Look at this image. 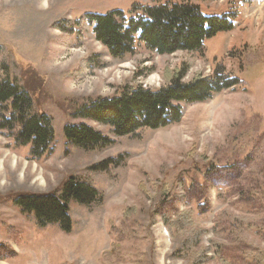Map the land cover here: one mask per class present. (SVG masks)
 Segmentation results:
<instances>
[{
  "label": "rangeland",
  "instance_id": "1",
  "mask_svg": "<svg viewBox=\"0 0 264 264\" xmlns=\"http://www.w3.org/2000/svg\"><path fill=\"white\" fill-rule=\"evenodd\" d=\"M165 1L0 0V76L30 94L55 133L53 153L39 159L0 133V264H264V0H197L202 14L232 12L233 23L201 52L158 55L138 45L113 58L85 20ZM176 70L183 81L219 70L239 83L156 129L116 136L86 121L113 140L103 149L66 145L76 107L125 85L158 89ZM109 159L119 164H102ZM71 176L103 200L66 199L69 230L39 226L13 202L59 194Z\"/></svg>",
  "mask_w": 264,
  "mask_h": 264
},
{
  "label": "trees",
  "instance_id": "2",
  "mask_svg": "<svg viewBox=\"0 0 264 264\" xmlns=\"http://www.w3.org/2000/svg\"><path fill=\"white\" fill-rule=\"evenodd\" d=\"M141 9L130 16L119 9L104 14L88 13L85 20L91 26L95 40L111 57L118 59L132 54L138 45L158 55L177 51L201 52L206 39L233 28L229 18L232 12L206 16L197 0H166ZM75 24L72 29L81 33L80 21ZM62 26L63 31L71 33L69 25L62 22ZM174 74L158 89L125 85L113 96L91 99L76 107L71 115L80 121L63 127L66 145L86 150L103 149L113 140L86 121L107 125L116 136L131 135L141 128L156 129L176 122L185 105L206 102L213 93L231 89L239 83L238 77L223 75L219 70L211 77L197 75L189 81H183L184 70H176ZM0 133L10 137L15 147L29 146L32 159L53 153L55 133L51 118L34 111L30 94L16 80L1 76ZM112 161H102V164ZM113 162L115 166L119 164ZM68 198L84 205L99 204L103 200L90 181L71 176L59 194L23 193L13 202L21 213L33 215L41 227L56 223L62 230H69Z\"/></svg>",
  "mask_w": 264,
  "mask_h": 264
}]
</instances>
